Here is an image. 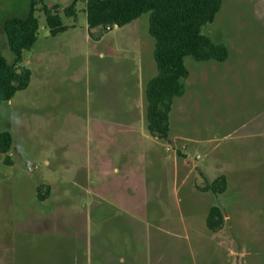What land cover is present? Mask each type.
I'll list each match as a JSON object with an SVG mask.
<instances>
[{"label": "rangeland", "instance_id": "1", "mask_svg": "<svg viewBox=\"0 0 264 264\" xmlns=\"http://www.w3.org/2000/svg\"><path fill=\"white\" fill-rule=\"evenodd\" d=\"M30 4L0 0L10 63L4 23ZM76 9L60 13L66 30L53 36L39 4L38 41L21 64L29 87L0 106V131L13 137V164L0 154L11 264H264V0H223L203 28L229 58L185 59L169 142L147 127L145 92L158 73L150 14L108 32L88 28L84 0ZM222 175L224 194L201 190ZM39 185L51 187L44 202ZM214 206L225 216L216 233L206 224Z\"/></svg>", "mask_w": 264, "mask_h": 264}, {"label": "trees", "instance_id": "2", "mask_svg": "<svg viewBox=\"0 0 264 264\" xmlns=\"http://www.w3.org/2000/svg\"><path fill=\"white\" fill-rule=\"evenodd\" d=\"M88 28L124 27L150 14L149 34L155 40L154 60L158 73L146 88L147 127L151 136L160 141H170V113L176 98L185 94L183 80L189 77L185 59L225 62L229 51L223 44L214 43L203 34V28L214 22L223 0H84ZM39 4L53 36L66 30L60 16L77 14V0L66 8L59 4L49 6L44 0H31L26 17H11L4 23V33L14 60L10 63L3 54L0 39V106L10 101L18 91L26 90L31 80L29 69L22 67L23 52L38 41L40 22L36 16ZM13 145L10 132L0 131V154L4 163L12 165L8 153ZM228 188L227 177L219 176L214 182L201 188L215 195L224 194ZM37 187L38 198L44 202L51 196V187ZM206 224L211 232H219L225 224V216L218 206L210 209Z\"/></svg>", "mask_w": 264, "mask_h": 264}, {"label": "crops", "instance_id": "3", "mask_svg": "<svg viewBox=\"0 0 264 264\" xmlns=\"http://www.w3.org/2000/svg\"><path fill=\"white\" fill-rule=\"evenodd\" d=\"M113 244V255H118L121 252V249L116 248V242L114 240L110 241ZM118 242V241H117ZM12 238L11 235L9 234L8 236L6 234H3L2 238H0V264H11V260L13 259V247H12ZM120 243V242H118ZM11 254V255H10ZM12 256V257H10ZM115 261H118L116 259Z\"/></svg>", "mask_w": 264, "mask_h": 264}, {"label": "built area", "instance_id": "4", "mask_svg": "<svg viewBox=\"0 0 264 264\" xmlns=\"http://www.w3.org/2000/svg\"><path fill=\"white\" fill-rule=\"evenodd\" d=\"M112 29H113V27H107V28H106V31L109 32V31H112Z\"/></svg>", "mask_w": 264, "mask_h": 264}]
</instances>
